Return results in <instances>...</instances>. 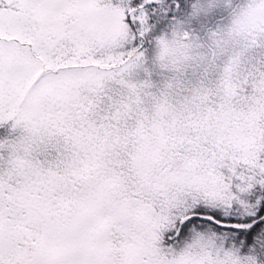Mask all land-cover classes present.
Wrapping results in <instances>:
<instances>
[{"label": "snow or ice", "instance_id": "1", "mask_svg": "<svg viewBox=\"0 0 264 264\" xmlns=\"http://www.w3.org/2000/svg\"><path fill=\"white\" fill-rule=\"evenodd\" d=\"M0 264H264V0H0Z\"/></svg>", "mask_w": 264, "mask_h": 264}]
</instances>
